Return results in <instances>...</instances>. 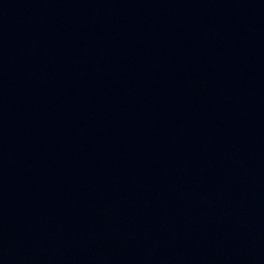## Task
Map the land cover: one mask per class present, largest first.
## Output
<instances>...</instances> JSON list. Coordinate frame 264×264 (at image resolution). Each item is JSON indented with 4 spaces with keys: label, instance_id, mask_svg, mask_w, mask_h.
Wrapping results in <instances>:
<instances>
[{
    "label": "water",
    "instance_id": "obj_1",
    "mask_svg": "<svg viewBox=\"0 0 264 264\" xmlns=\"http://www.w3.org/2000/svg\"><path fill=\"white\" fill-rule=\"evenodd\" d=\"M0 264H264V0H0Z\"/></svg>",
    "mask_w": 264,
    "mask_h": 264
}]
</instances>
